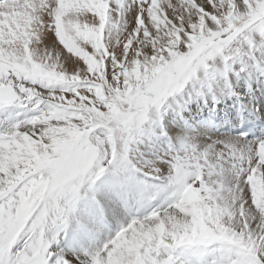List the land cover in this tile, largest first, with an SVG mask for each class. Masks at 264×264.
Listing matches in <instances>:
<instances>
[{
  "label": "snow or ice",
  "instance_id": "snow-or-ice-1",
  "mask_svg": "<svg viewBox=\"0 0 264 264\" xmlns=\"http://www.w3.org/2000/svg\"><path fill=\"white\" fill-rule=\"evenodd\" d=\"M0 264H264V0H0Z\"/></svg>",
  "mask_w": 264,
  "mask_h": 264
}]
</instances>
